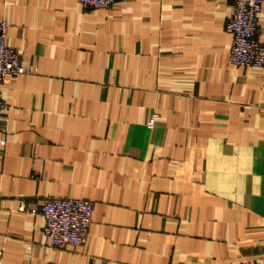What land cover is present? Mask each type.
<instances>
[{"label":"crops","instance_id":"obj_1","mask_svg":"<svg viewBox=\"0 0 264 264\" xmlns=\"http://www.w3.org/2000/svg\"><path fill=\"white\" fill-rule=\"evenodd\" d=\"M231 2L0 0L29 69L1 89L0 264H264V68L229 63ZM51 197L94 203L83 245L18 209Z\"/></svg>","mask_w":264,"mask_h":264},{"label":"built area","instance_id":"obj_2","mask_svg":"<svg viewBox=\"0 0 264 264\" xmlns=\"http://www.w3.org/2000/svg\"><path fill=\"white\" fill-rule=\"evenodd\" d=\"M85 9H108L120 0H78ZM264 0H232L226 30L231 34L229 63L237 67L264 68V42L257 38ZM8 22L0 20V120L5 110L1 89L12 75L28 72L21 63L20 53L7 43ZM154 118L149 120V125ZM6 136L0 140L5 144ZM1 209V207H0ZM19 211L40 216L43 231L50 244L58 248L80 246L87 241L92 223L94 203L83 198L51 197L39 207L28 206L22 200Z\"/></svg>","mask_w":264,"mask_h":264}]
</instances>
